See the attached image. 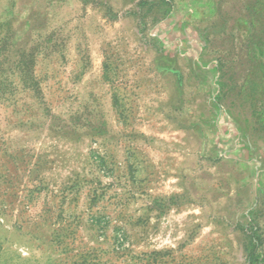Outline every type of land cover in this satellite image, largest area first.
Instances as JSON below:
<instances>
[{
    "label": "rangeland",
    "instance_id": "obj_1",
    "mask_svg": "<svg viewBox=\"0 0 264 264\" xmlns=\"http://www.w3.org/2000/svg\"><path fill=\"white\" fill-rule=\"evenodd\" d=\"M3 36L0 264H264V0H0Z\"/></svg>",
    "mask_w": 264,
    "mask_h": 264
},
{
    "label": "trees",
    "instance_id": "obj_2",
    "mask_svg": "<svg viewBox=\"0 0 264 264\" xmlns=\"http://www.w3.org/2000/svg\"><path fill=\"white\" fill-rule=\"evenodd\" d=\"M6 37L3 36V39L0 40V56H1V49L4 48L6 45L8 47V44L5 42ZM33 58H30V56L25 55V53H22L20 55V58L17 61H14L13 64L16 68V74H19V79L22 84V86H25L24 88L28 90L30 93H32L33 97H38L40 94L38 82H36V79L32 76V67H33ZM1 60V59H0ZM3 69V62L0 61V73H2ZM5 77H8L9 75L5 73ZM12 94L10 93H0V98L4 99V101H8V96Z\"/></svg>",
    "mask_w": 264,
    "mask_h": 264
}]
</instances>
